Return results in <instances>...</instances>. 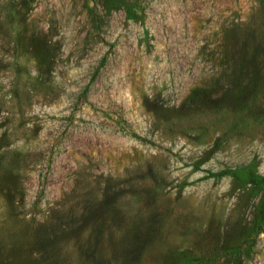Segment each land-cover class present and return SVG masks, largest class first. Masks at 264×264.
Segmentation results:
<instances>
[{"label": "rangeland", "instance_id": "374dc122", "mask_svg": "<svg viewBox=\"0 0 264 264\" xmlns=\"http://www.w3.org/2000/svg\"><path fill=\"white\" fill-rule=\"evenodd\" d=\"M246 166L264 0H0V264H264Z\"/></svg>", "mask_w": 264, "mask_h": 264}, {"label": "trees", "instance_id": "16d2710c", "mask_svg": "<svg viewBox=\"0 0 264 264\" xmlns=\"http://www.w3.org/2000/svg\"><path fill=\"white\" fill-rule=\"evenodd\" d=\"M233 176L243 183H249L254 189L262 195L259 204L256 207V216L253 221V235H257L264 228V175L255 171L251 166L235 169ZM196 259H190L192 263Z\"/></svg>", "mask_w": 264, "mask_h": 264}]
</instances>
